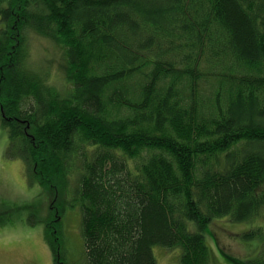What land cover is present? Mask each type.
I'll list each match as a JSON object with an SVG mask.
<instances>
[{"label":"trees","instance_id":"1","mask_svg":"<svg viewBox=\"0 0 264 264\" xmlns=\"http://www.w3.org/2000/svg\"><path fill=\"white\" fill-rule=\"evenodd\" d=\"M0 21L1 122L15 153L72 192L85 263L155 264L162 246L223 264L212 221L264 206V0H0ZM28 30L55 43V63L28 65ZM43 231L61 264L62 226ZM253 231L256 256L219 250L227 264H264Z\"/></svg>","mask_w":264,"mask_h":264},{"label":"rangeland","instance_id":"2","mask_svg":"<svg viewBox=\"0 0 264 264\" xmlns=\"http://www.w3.org/2000/svg\"><path fill=\"white\" fill-rule=\"evenodd\" d=\"M11 32L12 39L18 36L14 28ZM26 36L28 65L38 67L43 59L56 62L58 50L55 43L32 30H28ZM0 37L3 36L0 34ZM48 74L53 84L60 88L65 84L56 68H49ZM9 129L2 124L0 114V210H8V214H12L18 222L12 224L8 217L5 223H0V264H51L44 246L47 235L43 230H47L49 233H46L52 237V234L60 231V226L64 234L65 255V261L61 260V264H86L79 210H65L63 207V198L70 197L72 192H65L64 187L61 188L56 180L58 174L44 175L40 170V161L31 164L25 161V157L24 160L15 153L20 147L13 150ZM61 181H64L63 175ZM69 182H76V178L71 176ZM259 227H264V206L249 221H236L228 216L213 220L210 228L215 230L212 238L214 240L209 242L211 259L227 264L219 250L224 255L229 254L238 259L256 256L258 245L248 236L243 238L242 234L250 235ZM52 244L55 249L61 250L59 245ZM152 253L156 259L155 264H180L178 248L153 246Z\"/></svg>","mask_w":264,"mask_h":264}]
</instances>
